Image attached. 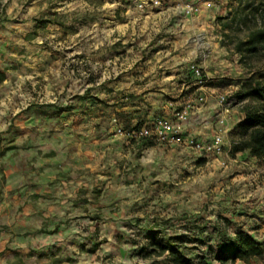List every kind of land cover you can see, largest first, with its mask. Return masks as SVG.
Listing matches in <instances>:
<instances>
[{"label": "rangeland", "instance_id": "rangeland-1", "mask_svg": "<svg viewBox=\"0 0 264 264\" xmlns=\"http://www.w3.org/2000/svg\"><path fill=\"white\" fill-rule=\"evenodd\" d=\"M252 3L253 0H225L204 4L198 17L177 16L173 18V28L167 30L163 25L170 19L161 17L152 34L169 38L167 48L173 46V53L188 57L190 72H203L202 85L214 88V96H229L232 110L242 115L246 102L239 103L236 94L249 71L241 65L234 46L248 33L238 23V12ZM93 4L99 1L93 0ZM126 4L132 8L130 0ZM4 31L8 30L0 27V71L5 74L0 85V113L4 112L7 97V72L20 71L19 58L24 52L18 44L4 42ZM11 52L16 57L6 60L13 57ZM193 82L199 80L193 79L191 85ZM225 127L223 153L210 159L191 147H149L143 143L122 148L119 141H114L98 154L106 153L105 156L86 159L85 166L79 167L77 154L82 151L73 145L78 141H73L72 214L60 215L56 213L60 206L48 205V210L43 211L37 202L52 196L51 188L68 183L69 172H63V168L71 162L59 155L58 149H52L54 143L42 156L45 149H39L42 147L36 141L29 144V149L39 150L38 154L33 153L25 161L20 150L27 145L6 139L4 124L0 123V264H171L168 254L151 253L150 231L162 229L170 237L185 236V246L197 264H220L215 259L216 239L203 242L207 234L226 229L232 236L242 228L250 235L243 228L245 221L239 219L224 228L225 216L234 218L237 210L247 208L244 202L236 201L238 190L234 191L232 182L238 174L234 165H250L264 178V160L241 157L239 161L231 153L230 133L234 129L228 130V123ZM43 160L41 169L37 164ZM53 168L55 174L46 171ZM40 175L42 180L38 181L35 177ZM196 221L200 224L197 228L204 232L193 228ZM260 243L264 249V242ZM248 264H264V257Z\"/></svg>", "mask_w": 264, "mask_h": 264}, {"label": "crops", "instance_id": "crops-1", "mask_svg": "<svg viewBox=\"0 0 264 264\" xmlns=\"http://www.w3.org/2000/svg\"><path fill=\"white\" fill-rule=\"evenodd\" d=\"M98 1L0 0V27L8 30L4 31V42L24 50L19 58L20 71L7 72V97L0 123L4 124L6 139L27 145L20 150L25 161L38 154L39 150L29 149L36 141L42 147L39 149H45L42 156L54 143L52 149H58L59 155L71 162L63 168L69 172L68 183L51 188L53 195L37 202L43 211L48 205L60 206L56 212L60 215L72 214L73 141H78L73 145L82 151L77 154L78 166L84 167L86 159L106 151L111 142L119 141L122 148L147 143L117 135L118 130L128 134L157 119H172L178 107L187 104L191 105L185 128L188 139L208 142L220 130L215 116L221 111V95L214 96V88L199 82H193V88L191 82L196 77L189 70L188 57L173 53V46L167 48L169 38L152 35L161 17L170 19L164 23V30L173 28V18L183 17L174 5L170 2L146 15L127 6L126 0ZM202 96L204 104L199 101ZM242 119V114L232 110L227 129L232 131ZM235 156L239 161L241 157L256 159L249 152ZM44 165V160L38 161L37 167L44 169ZM234 169L238 174L232 182L234 191L238 190L236 201L244 202L247 208L237 210L234 218L225 217L234 225L236 219L245 221L243 228L256 241L264 242V178L250 165H234ZM46 171L57 172L54 168ZM41 175L35 178L41 181Z\"/></svg>", "mask_w": 264, "mask_h": 264}, {"label": "trees", "instance_id": "trees-1", "mask_svg": "<svg viewBox=\"0 0 264 264\" xmlns=\"http://www.w3.org/2000/svg\"><path fill=\"white\" fill-rule=\"evenodd\" d=\"M237 18L239 25L246 27L248 33L245 39L236 41L234 51L249 75L236 94L238 102L246 104L242 108V121L230 133L231 153L249 152L256 159L264 160V0H253L252 4L238 12ZM4 80L5 74L0 71V85ZM143 141H147V146L154 145L152 141ZM195 224L194 229L204 232L203 228H197L199 221ZM231 224L230 220L224 219V228ZM215 233L217 236H214ZM149 239L151 253L158 256L168 254L171 264H197L185 246V236L170 237L162 229L151 230ZM213 239H216L215 259L220 264H235L237 261L248 264L253 259L264 257L262 244L242 228L232 236L227 234L226 229L216 230L207 234L203 242L211 243Z\"/></svg>", "mask_w": 264, "mask_h": 264}, {"label": "built area", "instance_id": "built-area-1", "mask_svg": "<svg viewBox=\"0 0 264 264\" xmlns=\"http://www.w3.org/2000/svg\"><path fill=\"white\" fill-rule=\"evenodd\" d=\"M132 9L142 14L150 15L157 10L167 7L171 2L179 14L184 17H198L201 13V7L211 2H223L225 0H130ZM195 77L203 84V72L200 69L194 70ZM201 103L205 102V97H200ZM218 105L221 108L217 116V123L223 129L208 142L188 139L185 136V128L189 119L191 105L187 104L180 111H176L172 119L160 118L149 125L136 128L128 134L123 130H118L117 135H126L136 140H149L160 145H181L193 148L196 152L204 155L206 158L219 156L223 153L226 127L232 116L231 100L229 96L222 95L218 98ZM225 128V129H224Z\"/></svg>", "mask_w": 264, "mask_h": 264}]
</instances>
